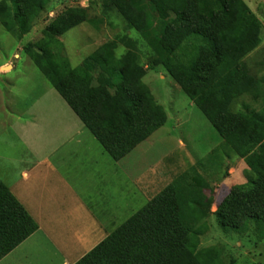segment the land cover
I'll return each instance as SVG.
<instances>
[{"label": "trees", "instance_id": "16d2710c", "mask_svg": "<svg viewBox=\"0 0 264 264\" xmlns=\"http://www.w3.org/2000/svg\"><path fill=\"white\" fill-rule=\"evenodd\" d=\"M51 1L1 0L0 24L18 38L26 35ZM104 3L140 35L150 52L149 66L168 74L222 142L75 264H217L218 253L200 249L211 215L225 233L255 232L263 239L264 105L246 115L229 110L233 100L261 82L242 61L260 44L258 20L243 0ZM85 20V9L65 11L26 51L103 152L118 162L163 127L166 114L142 82L146 71L130 38L119 40L126 48L120 56L117 41H111L75 68L61 56L59 38ZM231 157L242 160L254 179L238 191L233 187L211 212L214 191L198 167L220 168L222 159ZM37 231L36 222L0 180V261Z\"/></svg>", "mask_w": 264, "mask_h": 264}, {"label": "rangeland", "instance_id": "374dc122", "mask_svg": "<svg viewBox=\"0 0 264 264\" xmlns=\"http://www.w3.org/2000/svg\"><path fill=\"white\" fill-rule=\"evenodd\" d=\"M243 1L260 23L261 39L258 47L242 60L248 74L260 80V85L255 91L233 100L229 108L231 113L246 115L258 112L264 105V0ZM76 8L85 9L86 20L59 38L62 44L61 56L75 68L97 48L111 41H117L115 53L120 56L126 52V48L119 40L130 38L136 42L140 63L146 71L142 82L166 114L165 125L122 163L127 169L130 164L137 165L138 174H145L147 171L148 175L151 172L154 174L156 184L146 193V199L139 198L138 212L177 176L203 162L211 151L213 153L217 150L222 141L168 74L160 67L149 66L150 52L144 40L137 32L129 30L121 15L115 8L106 6L104 0H52L32 24L30 32L19 38L5 31L0 24V180L8 184V180L14 179L10 176L15 175L17 169L21 166L28 168L35 161L50 155L52 150L61 146L71 131L69 119H75V115L34 65L26 49L28 45H35L44 38V30L52 20L65 11ZM96 145L99 155L96 160L111 163L112 160L100 145ZM69 160L87 164L84 154H79L78 159ZM70 163L71 166L67 165L62 172L67 175L69 183L79 185L81 189V167L75 173L72 170L74 162ZM102 163L104 162H100ZM229 163L222 159L220 168L208 166L202 169L197 166L210 190L214 191L216 183L227 179V176L223 177L227 174ZM74 175L80 176V180H74ZM235 177L238 175H232L231 181ZM252 179L254 175L247 173L245 184L235 186L234 191L240 190ZM204 193L206 196L210 195L208 190ZM223 196L214 202L211 212L216 211L224 200ZM121 220L120 224L127 218ZM206 225L207 230L200 238V249L218 253L217 264H264V238L261 239L259 234L225 233L212 215L206 220ZM63 236L73 247L72 238L82 235L66 233ZM89 238L85 233V239ZM40 240L35 245L23 246L1 260L0 264H60L63 256L68 254L66 250H55ZM77 252L81 251L75 249L76 254Z\"/></svg>", "mask_w": 264, "mask_h": 264}, {"label": "crops", "instance_id": "0c3cea01", "mask_svg": "<svg viewBox=\"0 0 264 264\" xmlns=\"http://www.w3.org/2000/svg\"><path fill=\"white\" fill-rule=\"evenodd\" d=\"M69 122L71 131L59 148L28 168L21 166L10 176L14 179L4 183L38 226V231L8 256L41 239L55 250L68 252L60 264H75L120 226L122 218L128 219L135 214L139 198L146 199V193L156 184L153 172L138 174L137 165L130 164L128 169L123 167L126 165L122 163L130 154L118 162L97 161V141L76 116ZM79 154L86 155L87 164L69 160L78 159ZM225 161L231 164L227 179L215 184V201L223 195V198L227 197L233 187L244 185L249 171L236 157L225 158ZM70 162H74L72 170L75 173L81 167V189L79 185L69 183L62 172L67 165L71 166ZM78 163L80 166L76 165ZM232 175L238 177L231 181ZM80 176L74 175V180H80ZM65 232L82 236L72 238L74 246L71 247L63 236ZM85 233L89 239H85ZM75 249L81 252L76 254ZM35 260L39 261L37 257Z\"/></svg>", "mask_w": 264, "mask_h": 264}]
</instances>
